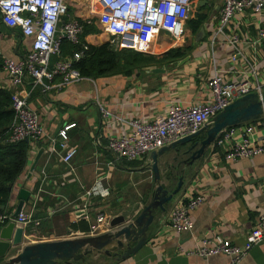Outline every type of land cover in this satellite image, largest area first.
I'll use <instances>...</instances> for the list:
<instances>
[{"label":"crops","instance_id":"1","mask_svg":"<svg viewBox=\"0 0 264 264\" xmlns=\"http://www.w3.org/2000/svg\"><path fill=\"white\" fill-rule=\"evenodd\" d=\"M63 1L68 17L85 21L96 30L83 38L84 44L89 47L106 44L101 42L100 15L105 11L100 4L90 0ZM222 2L191 0L180 43L166 42L167 36L162 33L154 36L149 53L143 55L153 61L147 66L104 77L82 78L59 91L54 86L58 83L57 78L46 91L39 87L31 89L30 79L24 80L21 89L30 91L27 105L37 114L44 137L27 142L26 165L11 185L6 212H13L19 189L29 192L24 210L37 195L33 210L34 218L40 222L35 237L37 242L105 233L111 218L119 215L135 217L148 203L155 184L146 166L147 158L122 164L116 162L106 148L108 138L129 133L131 120L151 121L162 115L170 104L187 106L209 102L206 81L214 69L228 82H246L251 90L264 91V40L251 44L257 28L264 29V9L259 14L244 12L235 16L221 31L217 17ZM198 16L203 19L195 24ZM232 36L236 38L237 53L233 60V49L226 44V38ZM28 47L27 39L0 21L2 56L20 59ZM176 49L182 53L180 57H164L167 51ZM0 88L12 91L1 69ZM99 109L120 122H102ZM257 124L256 137L264 133L262 121ZM67 125H73L66 132L68 146L76 151L68 166L60 161V151L45 152L47 139H57V132ZM202 138L203 135L195 141ZM188 145L177 146L176 150L170 149L157 158L165 188L173 190L179 177L182 185L172 200L164 205V212L154 214L147 242L124 260L114 261L111 257L92 253L85 257V264H226L227 258L222 255L199 258L184 253L194 249L202 239L214 235L235 246L246 243L248 231L264 209V153L227 161L222 157V150L208 146L199 159L186 165L189 154L184 151ZM39 151L40 156L27 176ZM97 176L103 178L108 196L102 200L94 196L86 207L82 192L93 187ZM166 177L168 181H165ZM38 188L41 189L39 193ZM193 196H200L203 201L190 214V230L181 233L167 230L165 225L170 208L180 198ZM84 206L88 221L75 222V209ZM99 213L106 218V224L98 225L90 233L94 217ZM80 222L89 227L88 232L77 229ZM17 252L18 248L11 249L7 256ZM237 264H264V239Z\"/></svg>","mask_w":264,"mask_h":264},{"label":"built area","instance_id":"2","mask_svg":"<svg viewBox=\"0 0 264 264\" xmlns=\"http://www.w3.org/2000/svg\"><path fill=\"white\" fill-rule=\"evenodd\" d=\"M100 4L104 13L100 15L102 32L109 37L108 45L115 51H130L140 55L149 53V45L154 36L166 34L173 43H180L184 22L190 11L191 0H90ZM264 9V0H223L218 17V29H223L235 16L244 12L259 14ZM0 21L8 29L17 30L29 41L25 55L17 60L4 57L0 53L1 70L6 75L11 87L10 107L13 117L8 127L5 143L36 142L44 137L37 120V114L29 109L27 99L30 91L21 89L24 80L30 79L31 89L39 87L46 91L52 87L55 78L58 91L65 86L79 82L82 77L72 68V63L81 59L87 46L81 43L79 36L82 22L66 15L63 0H0ZM222 31V30H221ZM264 40V29L258 27L256 37L251 44ZM65 41L77 47L70 56L61 57L60 42ZM226 44L233 49L231 59L237 53L236 38H226ZM54 59V60H53ZM209 102L193 103L187 106L170 104L165 112L148 122L131 120L129 133L117 134L108 138L106 148L117 161L131 163L141 160L149 153L169 143L192 134L234 100L249 93H260L258 88L251 90L246 82L232 83L214 69L206 81ZM99 118L104 123L120 122L110 118L108 113L99 109ZM264 125V114L259 121ZM257 122L227 128L209 145L212 149L222 150L223 159L235 161L251 158L264 153V133L256 137ZM73 125L62 127L57 132V139H47L46 153L61 152L60 161L68 166L76 154L68 146L66 132ZM236 134V135H235ZM237 137V139L235 138ZM235 138V140H234ZM41 181L43 178L40 179ZM41 191L37 189V193ZM108 189L103 185V178L97 176L93 187L82 192L87 202L94 196L100 200L108 196ZM37 195L29 207L19 211L15 218L12 213L0 217V228L13 223L22 228L24 239L34 240L37 236L39 220L34 218L33 210ZM200 196L180 198L170 208L165 228L173 233L188 232L191 228L190 214L202 204ZM82 209L76 208L74 221H88ZM106 224L101 213L94 217L90 233L98 225ZM88 236H92L88 235ZM247 241L242 246H235L218 235L202 239L198 245L184 254L199 258L222 255L226 264H237L248 251L264 239V209L255 219L247 233Z\"/></svg>","mask_w":264,"mask_h":264},{"label":"water","instance_id":"3","mask_svg":"<svg viewBox=\"0 0 264 264\" xmlns=\"http://www.w3.org/2000/svg\"><path fill=\"white\" fill-rule=\"evenodd\" d=\"M264 114V91L249 93L234 100L214 115L208 123L196 132L181 137L160 149L149 153L147 167L150 170L152 181L155 184L148 203L135 217L119 215L107 222V231L99 235L73 236L56 241L25 243L21 227L8 223L0 228V264H85L87 255L102 254L120 261L136 253L146 242L148 228L156 212L163 213L164 205L170 202L182 185V179H177L175 188L168 191L161 182L157 158L164 152L177 146L186 144L188 148L184 154L188 155L186 165L199 159L204 150L218 137L220 132L227 128L254 123ZM203 135L201 140H195ZM37 154L29 167V174L40 156ZM166 177L165 181H168ZM29 199V192L19 189L16 195V206L12 212L15 218ZM18 248V252L8 257L11 249Z\"/></svg>","mask_w":264,"mask_h":264},{"label":"trees","instance_id":"4","mask_svg":"<svg viewBox=\"0 0 264 264\" xmlns=\"http://www.w3.org/2000/svg\"><path fill=\"white\" fill-rule=\"evenodd\" d=\"M203 17L198 16L195 24H199ZM96 30L89 23L82 22V31L79 36L81 43L83 38ZM20 35V33H19ZM21 36V35H20ZM22 37V36H21ZM77 47L71 46L65 41L60 42L61 57L72 55ZM182 53L179 49L169 50L164 54L167 59L180 57ZM153 63L151 59L130 51H114L106 43L98 47L87 46V51L83 57L72 63V68L77 70L84 79H93L129 70L133 67L147 66ZM1 69V60H0ZM11 91L0 88V217L7 215L6 207L10 196V188L16 178L22 173L26 165V154L28 150L27 142L5 143L8 127L13 117L10 107ZM195 141V140H193ZM122 164H129L120 161ZM132 163V162H131ZM75 229V226H72ZM77 229L81 232H88L89 227L80 222ZM57 264H63L58 262Z\"/></svg>","mask_w":264,"mask_h":264},{"label":"rangeland","instance_id":"5","mask_svg":"<svg viewBox=\"0 0 264 264\" xmlns=\"http://www.w3.org/2000/svg\"><path fill=\"white\" fill-rule=\"evenodd\" d=\"M162 34H163V33H162ZM165 35H166V34H165ZM166 36H167V35H166ZM167 37H168V36H167ZM167 37H165L166 42H169V41L172 42V40H171L169 37H168V38H169V39H168ZM102 38H103V40H101L102 43H108V41H109V37H108L107 35H105V34L103 33ZM172 43H173V42H172ZM110 48H111V46H110ZM113 50H114V49H113ZM114 51H115V50H114ZM121 51H122V50H121ZM37 240H38V239L32 240V241H30V243H35V242H37ZM24 242L27 243V241H25V240H24Z\"/></svg>","mask_w":264,"mask_h":264}]
</instances>
